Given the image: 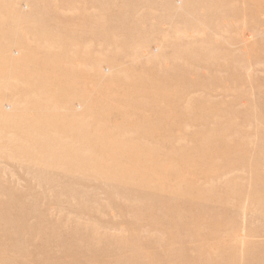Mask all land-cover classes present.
Wrapping results in <instances>:
<instances>
[{"label": "rangeland", "instance_id": "rangeland-1", "mask_svg": "<svg viewBox=\"0 0 264 264\" xmlns=\"http://www.w3.org/2000/svg\"><path fill=\"white\" fill-rule=\"evenodd\" d=\"M27 58L62 59L59 98L27 91L45 80L32 71L17 76ZM148 68L177 81V107L144 95L115 102L124 117L98 116L116 100L105 103L100 90L133 87ZM45 85L56 89L51 80ZM170 121L179 126L161 140L145 136ZM221 138L232 158L245 159L240 167L216 154L209 165L196 163L204 175L167 182L203 187L214 213L232 223L222 242L208 236L205 252L190 231L169 223L155 200L161 184L146 183L137 163L119 164L109 146L134 139L162 155L203 147L206 159ZM180 171L167 164L161 173ZM259 172L264 0H0V264H246L242 238H257L248 223L259 221L249 200ZM204 211L191 230L211 231L214 217L199 222Z\"/></svg>", "mask_w": 264, "mask_h": 264}, {"label": "bare ground", "instance_id": "bare-ground-1", "mask_svg": "<svg viewBox=\"0 0 264 264\" xmlns=\"http://www.w3.org/2000/svg\"><path fill=\"white\" fill-rule=\"evenodd\" d=\"M24 63H26L27 68L26 71L24 72H21L20 71L21 69L17 70V76L19 78H27V76L29 75L28 73H30L31 71H32L31 73H36L41 77L45 78L44 85L29 83L26 87L27 91L37 90L43 95L53 94L54 99H57L61 96L62 93L61 90L65 88V80L61 72L62 70L61 58H57L54 64H49L44 59L33 61L29 58H27ZM69 72L72 71L70 70ZM50 80L53 81V84L55 85L56 89L54 91L52 89L48 90L47 88L48 85H45ZM176 85H177L176 80H173L171 77L168 76L160 77L154 68H148L146 69L144 75L138 77V79L135 82V85L134 84L132 85L133 87L122 86V87H117L113 91H110L109 88L100 90V94L103 97L105 103L108 101L110 102L111 98L112 99L116 98V100H113V102L107 104L108 106H110L109 107L110 110L109 111L106 110L107 112L104 115L100 113L101 110L105 109L103 108L104 104H102L100 99H96L93 105L95 109L97 108V111L100 113L98 114L99 117L106 116L107 118H109V116H112L114 114L123 117L127 115L128 111L120 109L118 104L115 103L119 99H126V98L143 99L144 95L149 96L152 101H157L160 99L167 100L169 104H172L173 106L177 107L176 103L178 100V94L175 93V89L177 88ZM106 93L109 95L106 96ZM166 112H167L166 110H163L160 111V114L163 115ZM170 124L172 126L171 128L166 127L165 125L151 126L150 130L145 134V136L155 137L161 140V138H163L162 136L165 131L170 133L173 130V128L176 127V125L179 126L177 123L171 121ZM131 142L132 143L130 146L127 143H124L123 147H118L115 142L110 143L109 146L110 151L113 155H115V157L120 159V162L119 160H117L119 164H121L122 162H126L127 164H129V166H132L135 163L139 164L142 167V169L145 171V172L140 171V173L145 174L142 177L145 178L146 183L150 184L149 183L150 181L152 183L158 182L161 184V187L157 195L155 196V200L158 199V204L160 202L161 208L168 210L169 213L171 214L169 223L173 225V227H178L179 229L182 230L187 229L188 231H190V233L197 240H200L201 244L204 246L205 252H206V248H208L207 247L208 244H205L206 243L205 241L206 239H208V236L214 237L215 242H222L223 240H225L223 238L224 237L223 228L224 227L230 228L229 226H231L232 223H229L226 219H224V217L221 218L222 214L217 215L214 213V211H218V210H216L215 207L214 208L212 207L214 206L212 205V201H211L213 196L209 198L208 192L206 190L204 191L203 187L201 188L199 187L200 189L198 187L195 188L192 186L194 185L193 183L190 189L185 188L183 190H180L176 188H170L167 185V182L173 177H178V179L182 180L183 175L185 174L201 173L202 175H204L205 174V169H203L204 166L203 167L201 166L202 167L201 170L196 171L197 170L195 168L197 167L196 165L200 161L205 162L206 163L205 165L207 164L209 165L210 163H212L213 161L212 158L216 154L222 157L223 161L226 163L225 165H227L228 167L233 166V168L240 167V165L245 162V159L244 158L239 159L234 157L232 158L230 153L231 148H229L225 140L222 138L217 140L214 146L215 152L213 154H209L208 158L206 159L203 158V153H202L203 147H199V146H198L199 149L197 148L198 150H194L191 153L174 152L171 155H162L156 149L152 147L147 148L141 143H137L136 140L134 139H132ZM167 164L178 165L179 168H181V171L178 173H167V172L161 173L164 166ZM193 166L195 168L194 171L189 170L191 167L193 168ZM149 171L152 172L151 177L149 176V174L146 175V173H148ZM134 173L135 176L141 179L139 172L135 170ZM259 173L260 174L255 175L257 176V178L255 179L256 182L255 180L252 181L254 183H252L253 185L251 187L252 192L251 195H249V200L251 204L257 207L258 213L255 214V217H257L259 221L257 225L253 223H248V225L251 226L248 230V234L252 237L256 236L259 240H257V238L256 240H254L255 238L254 239L251 238L249 239V241H247L246 237L242 238L243 250L249 251L247 252L248 263L246 262V264H264V178H263L264 174L262 175L261 172ZM114 177L116 179H119L118 175ZM164 186L169 187L170 190L167 188L165 189ZM145 189L148 188L147 187H143V189L137 188L136 192L141 193L142 190ZM189 191L192 193V195L189 193ZM204 209L205 211L200 214L201 219L199 220V222L201 224L203 223L205 218L214 217L213 224H211V228H212L211 231L208 233H203L200 227L201 225L191 230L190 223L193 221L194 214L197 211L202 212ZM189 214L191 221L190 219L185 218ZM246 222L249 221L246 220ZM232 236L234 237L232 241V246H235V244L237 243L236 238L234 234ZM251 250L253 252H251ZM233 256H237V254L234 252Z\"/></svg>", "mask_w": 264, "mask_h": 264}]
</instances>
